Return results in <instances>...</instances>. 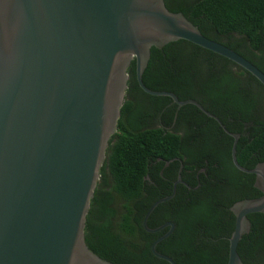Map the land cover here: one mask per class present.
Returning <instances> with one entry per match:
<instances>
[{
    "label": "water",
    "instance_id": "obj_1",
    "mask_svg": "<svg viewBox=\"0 0 264 264\" xmlns=\"http://www.w3.org/2000/svg\"><path fill=\"white\" fill-rule=\"evenodd\" d=\"M178 40L228 59L264 87L261 70L170 12L164 0H0V264H112L88 248L84 230L133 59L143 92L168 97L178 108L191 104L214 119L233 138V165L255 176L261 196L230 208L235 222L227 264H245L237 246L250 230L247 216L264 213V162L243 168L235 154L240 134L198 102L143 84L151 48ZM181 170L171 194L156 200L142 220L148 233L168 228L151 245L168 264L175 262L156 246L175 225L149 228L147 221L178 184L186 185Z\"/></svg>",
    "mask_w": 264,
    "mask_h": 264
},
{
    "label": "trees",
    "instance_id": "obj_2",
    "mask_svg": "<svg viewBox=\"0 0 264 264\" xmlns=\"http://www.w3.org/2000/svg\"><path fill=\"white\" fill-rule=\"evenodd\" d=\"M207 38L221 43L264 73V0H164ZM125 100L110 138L87 215L88 248L112 264H168L151 253L168 229L148 233L142 220L149 207L168 196L182 165L175 196L159 204L149 228L173 222L174 231L156 251L175 264H227L237 202L261 196L255 176L232 163L233 138L197 107L180 108L168 97L143 92L135 60L127 69ZM152 91H167L180 101L194 100L233 134H240L236 160L245 169L264 162V87L228 59L185 40L152 47L142 75ZM153 107L151 114L148 108ZM161 112V114H160ZM160 116L164 126L144 125ZM173 160L165 166V162ZM250 230L237 253L245 264H264V213L247 216Z\"/></svg>",
    "mask_w": 264,
    "mask_h": 264
},
{
    "label": "flooded vegetation",
    "instance_id": "obj_3",
    "mask_svg": "<svg viewBox=\"0 0 264 264\" xmlns=\"http://www.w3.org/2000/svg\"><path fill=\"white\" fill-rule=\"evenodd\" d=\"M148 111H149V113H151V114H153L154 113V111H155V109H153V107H151V108H148ZM160 114H161V112H160ZM143 123H144V125L145 126H147V127H152V128H159V127H162V128H164V129H166V130H168V131H171V130H173V128H174V126L172 125V126H164L165 124H163L162 122H161V118H160V116H155V117H146L145 119H144V121H143ZM165 229H168V228H165ZM164 230V229H163Z\"/></svg>",
    "mask_w": 264,
    "mask_h": 264
}]
</instances>
